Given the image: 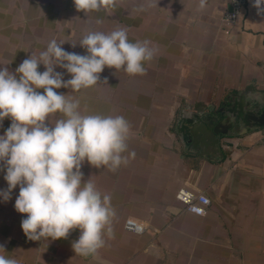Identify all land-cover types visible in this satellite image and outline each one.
Segmentation results:
<instances>
[{
	"label": "crops",
	"instance_id": "0c3cea01",
	"mask_svg": "<svg viewBox=\"0 0 264 264\" xmlns=\"http://www.w3.org/2000/svg\"><path fill=\"white\" fill-rule=\"evenodd\" d=\"M253 2L245 0L241 15L226 23L230 0H113L89 12L74 0H0V67L13 73L53 39L87 54L78 42L94 31L123 28L130 42L147 40L154 50L144 74L105 67L92 87L56 90L78 99L82 114L119 115L130 125L127 163L115 171L86 161L81 168L115 210L104 247L95 256L76 254L79 229L29 240L21 228L26 214L14 207L17 186L10 200L0 198V255L19 264H264V126L223 135L214 154L184 150L177 131L184 110L231 104L247 93L264 104V14ZM10 124L3 120L0 135ZM181 186L210 198L204 214L184 209L175 198ZM126 219L143 231L126 230Z\"/></svg>",
	"mask_w": 264,
	"mask_h": 264
},
{
	"label": "clouds",
	"instance_id": "9594fccd",
	"mask_svg": "<svg viewBox=\"0 0 264 264\" xmlns=\"http://www.w3.org/2000/svg\"><path fill=\"white\" fill-rule=\"evenodd\" d=\"M110 3L113 0H74L76 9L84 12ZM252 6L257 14H264V0H254ZM64 43L51 40L38 56L24 59L15 73L0 67V126L5 118L11 120L0 135V172L7 182L0 198L10 200L19 186L14 207L26 214L21 228L27 238L56 240L79 229L72 247L88 257L104 247L105 235L111 236L115 210L109 195L102 194L91 179H83L81 168L86 161L115 171L127 163L122 154L128 148L130 125L119 115L82 114L78 99L56 90L92 87L105 67L144 74V62L151 61L154 50L147 40L130 42L123 28L83 35L78 43L86 49L85 55L65 51ZM40 65L45 68L42 72ZM56 67L71 78L64 80ZM56 113L62 115L52 124L49 118ZM0 264L19 262L0 255Z\"/></svg>",
	"mask_w": 264,
	"mask_h": 264
},
{
	"label": "water",
	"instance_id": "95a60500",
	"mask_svg": "<svg viewBox=\"0 0 264 264\" xmlns=\"http://www.w3.org/2000/svg\"><path fill=\"white\" fill-rule=\"evenodd\" d=\"M252 94L241 95L231 104L184 110V124L177 129L184 150L205 151L210 148L212 154L221 153L219 143L223 135L244 133L248 128L264 126V104ZM245 96L252 97L253 102L246 101Z\"/></svg>",
	"mask_w": 264,
	"mask_h": 264
},
{
	"label": "built area",
	"instance_id": "2783aa9c",
	"mask_svg": "<svg viewBox=\"0 0 264 264\" xmlns=\"http://www.w3.org/2000/svg\"><path fill=\"white\" fill-rule=\"evenodd\" d=\"M245 0H230V10L224 18L226 23L236 20L244 9ZM175 198L184 205V209L196 214H204L210 204V198L202 191L190 190L184 186L177 189ZM126 230L139 233L143 231V225L134 219H126L124 222Z\"/></svg>",
	"mask_w": 264,
	"mask_h": 264
}]
</instances>
